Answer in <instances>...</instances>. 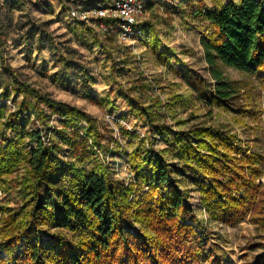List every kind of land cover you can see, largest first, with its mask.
Wrapping results in <instances>:
<instances>
[{
	"label": "trees",
	"instance_id": "obj_1",
	"mask_svg": "<svg viewBox=\"0 0 264 264\" xmlns=\"http://www.w3.org/2000/svg\"><path fill=\"white\" fill-rule=\"evenodd\" d=\"M196 15L211 28L201 45L215 82L210 102L222 106L238 92V82L224 69L264 75V0L224 3ZM0 63V143L5 144L0 149V180L16 171L15 162L24 169L21 205L0 215V264H219L216 257H208V228L189 202L184 182L190 174L211 216L226 224L247 219L264 227V182L256 165L260 157L247 153L238 134L205 125L175 131L160 121L163 100L143 102L147 83L137 80L127 89L119 85L129 115L168 137L178 150L172 155L176 161H169L167 149L150 150L152 138L144 151L131 153L129 161L138 156L141 163L127 183L114 177L107 164L79 167L88 152L87 140L100 143L95 119L22 81L1 48ZM10 99L14 110L7 106ZM30 114L44 127L52 116L60 119V129L53 131L69 133L67 160L59 157L63 148L58 141L28 128ZM26 140L35 145L23 149ZM259 260L264 264V255Z\"/></svg>",
	"mask_w": 264,
	"mask_h": 264
},
{
	"label": "rangeland",
	"instance_id": "obj_2",
	"mask_svg": "<svg viewBox=\"0 0 264 264\" xmlns=\"http://www.w3.org/2000/svg\"><path fill=\"white\" fill-rule=\"evenodd\" d=\"M74 1L90 5L99 0ZM195 1L188 0L187 6L184 0L147 1L138 20L143 29L141 36L122 40L117 30L105 33L92 21L70 19L68 0H0V48L20 79L42 94L79 107L97 122L100 143L87 140L88 152L79 167L90 170L96 163L107 164L114 177L129 183L141 163L138 156L131 163V153L144 151L154 137L150 150L167 149V159L176 161L172 155L178 150L170 139L155 134L144 120L129 115V106L119 91V85L127 89L142 79L149 86L143 102L150 104L157 97L166 104L159 110L160 121L175 131L205 125L238 134L247 153L260 157L256 165L264 182V75L249 77L224 69L230 80L238 82L237 95L222 106L210 102L215 82L204 59L201 39L211 28L202 16L193 14L194 7L207 10L240 0ZM147 23L153 25L152 29ZM151 34L157 38H151ZM2 88L0 63V91ZM21 97L19 92L17 100ZM11 99L7 106L14 110ZM29 116L28 128L38 129L45 140L58 141L63 148L59 157L67 160L72 141L69 133L53 131L60 129V119L52 116L44 127L33 114ZM81 135L87 137L84 131ZM12 137L8 132V139ZM34 145L26 140L23 149ZM4 146L0 143V149ZM15 168L11 176L0 180V215L6 208L17 210L21 205L23 164L15 162ZM192 177L190 174L184 184L190 191L191 206L208 228V257H216L219 264H258L264 255V227L247 219L226 224L220 217L211 216L191 185Z\"/></svg>",
	"mask_w": 264,
	"mask_h": 264
},
{
	"label": "built area",
	"instance_id": "obj_3",
	"mask_svg": "<svg viewBox=\"0 0 264 264\" xmlns=\"http://www.w3.org/2000/svg\"><path fill=\"white\" fill-rule=\"evenodd\" d=\"M68 4L70 19L94 21V26L101 32L117 30L122 40H134L142 34L138 20L144 14L146 0H100L90 5L68 0Z\"/></svg>",
	"mask_w": 264,
	"mask_h": 264
},
{
	"label": "crops",
	"instance_id": "obj_4",
	"mask_svg": "<svg viewBox=\"0 0 264 264\" xmlns=\"http://www.w3.org/2000/svg\"><path fill=\"white\" fill-rule=\"evenodd\" d=\"M147 1H149V3L148 4H152L153 3V0H146V4H147ZM197 4H199L200 3V0H197V1H195ZM184 6H187L188 5V0H184ZM152 9V8H151ZM187 8H183V10H186ZM188 10V9H187ZM186 10V11H187ZM199 10H201V9H199V8H197V7H194L193 8V14H194V16L197 14V12L199 11ZM188 12V11H187ZM147 26L150 28V29H152V24H150V23H147ZM115 36V35H114ZM150 37L151 38H157V35H150Z\"/></svg>",
	"mask_w": 264,
	"mask_h": 264
}]
</instances>
